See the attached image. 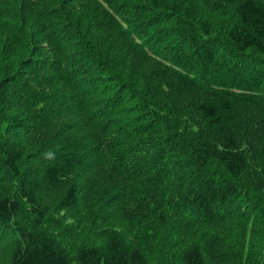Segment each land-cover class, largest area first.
<instances>
[{
    "label": "trees",
    "instance_id": "trees-1",
    "mask_svg": "<svg viewBox=\"0 0 264 264\" xmlns=\"http://www.w3.org/2000/svg\"><path fill=\"white\" fill-rule=\"evenodd\" d=\"M110 1L44 0L43 4L38 0H19L18 10L24 14L27 9L45 26L42 41L46 44L34 48L29 45L26 56H3L7 41L0 42V165L16 184L13 196H0V227L13 231L8 264H150L149 247L153 246L156 229L143 239L132 226L129 236L103 228L102 242L80 245L72 259L52 237L40 231L49 215V207L38 199L40 181L53 185L74 175L77 182L66 185L58 207H76L80 199L77 183L84 181L89 171L81 163L86 157L85 148L71 143L63 148L60 144L48 146L53 152L33 148L29 155L40 161H35L40 166L36 172L25 163L26 147H21L18 139L43 141L51 123L65 128L72 125V115L80 123L77 131L87 129L97 140L100 137L95 149L105 154L103 169L111 176L107 180L111 189L150 174L153 157L158 162L169 158L166 164L171 172L177 171L174 158L179 157L182 167L197 173L193 176L190 170L187 181L175 187L167 177L173 173L161 176L155 169L149 184H143L137 194L127 196L126 202L118 206L124 219L150 222L159 229L166 224L164 204L176 215H184L179 219L187 224L186 228L193 229L196 239L175 252L169 264H264V0H185L186 6L179 0H115L128 3L129 8L121 14ZM23 2L28 3L27 8H22ZM135 8L142 12L136 13ZM203 8L214 16L230 13L221 24L218 37L210 36V22L200 18ZM157 11L162 18L152 15ZM134 12L136 18H129ZM144 17H148L146 23L150 25L158 20L171 22L170 27L161 25L163 30L154 33L159 34L158 45L164 43L161 49L165 56L156 62L159 73L152 81L161 92L164 87L171 90L170 78L179 87L199 91L202 97L193 102L197 114L193 117L197 120L176 117L171 125L159 112L148 111L135 94L130 101L137 99L136 110L144 116L127 125L133 131L141 129L134 136H142L136 140L128 134V127L123 128L120 135L132 142L136 140L132 145L137 147L130 149L129 157L119 163L116 158L108 162L113 155L112 138L117 134L112 128L126 121L116 106L128 99L133 90L138 91L122 70L128 59L145 58L150 49L148 41L143 44L137 33L124 29L131 20L138 23ZM20 31L24 33L23 26ZM78 32L84 34L80 36ZM30 36L25 39L30 41ZM21 38L18 40L23 41ZM119 67L122 70L116 71ZM104 79L111 81L110 85L119 81L115 87L118 91L100 89ZM55 86L58 92L48 96ZM210 91L219 95L220 102L209 99ZM63 93H74L76 101L69 99L66 105H60L66 99ZM44 95L49 97V103L38 102ZM178 102L168 100L164 105L180 109ZM232 102L243 106L244 113L229 116L228 123L226 115L233 110ZM44 105L52 113L50 124L45 117L34 118V110ZM151 105L159 111L158 102ZM18 119L20 122H14ZM200 119L206 123H198ZM151 127L156 131H151ZM158 135L162 144L152 154V147L146 146ZM132 151L134 156L130 155ZM91 153L93 157L95 152ZM213 162L219 170L210 167ZM126 185L121 186L126 187L122 194L129 190ZM131 201L135 204L129 207ZM25 213L31 219L28 222L20 220Z\"/></svg>",
    "mask_w": 264,
    "mask_h": 264
},
{
    "label": "rangeland",
    "instance_id": "rangeland-1",
    "mask_svg": "<svg viewBox=\"0 0 264 264\" xmlns=\"http://www.w3.org/2000/svg\"><path fill=\"white\" fill-rule=\"evenodd\" d=\"M19 1V0H18ZM16 0H0V36L2 38L1 41H7V46L4 47L6 53L5 55H15V56H26V51L29 47V45L34 46L46 44L43 39V34L46 33L45 26L38 22L36 15H31L27 9L24 11V14L18 10V4L19 2ZM41 1L43 4L45 3L44 0H38V2ZM83 1V0H82ZM109 1V0H108ZM111 0L110 3L115 7L120 14L127 10L128 3H125L124 1H115ZM183 6H186L185 0H179ZM37 2V1H36ZM108 3V4H110ZM110 4V5H111ZM28 3H22V8H27ZM108 6V5H105ZM120 6V7H119ZM129 8V7H128ZM123 11H120V10ZM230 11V9H228ZM136 13L138 11L142 12V9L135 8ZM17 13L16 16L15 14ZM155 13V15L160 16L159 18H162V13L159 11L152 12V15ZM228 14L223 15H215L214 13H209V11L205 10L204 8L200 12V18L207 19L209 24V30H211L210 36L212 38L218 37L219 34V28L221 27V24L225 22L227 16H230V13L227 11ZM21 14V15H20ZM129 18H136L135 12L132 13V15L128 16ZM148 17H144L141 19L138 23H134L133 20H131L129 23L125 26L124 30H127L128 33H137L136 37L142 38L143 44L145 41L150 44L149 45V51L145 55V58L143 57H137L134 56L127 60V66L124 70L120 69V67L116 70H122L123 74L127 75L132 81L133 94L126 99L122 103L117 104V108L120 109L118 112L120 113L119 116L122 117V119H126V121L120 125L118 128H112V130L117 131V134L115 137L112 138L113 141V148L112 154L108 160L110 162L112 158H116L117 163H119V160L125 159L129 157L128 151L137 146L132 145L139 137L142 136V134H138V137H135L134 135L136 132L140 131L141 129H136L133 131V128L131 125L127 124H133L137 120V118L143 117L144 115L142 113H138L136 110L137 104L136 101H130L132 100V96L135 97V94H138L140 100L142 102H145L146 108L148 111H151V113H160V117L167 121L169 124L172 125V123H175V118L180 117L182 120H190L193 121L197 120V118L193 117V114H196L193 110V102L197 99L202 97V95L199 93V91H196L191 88L187 87H179L178 83L172 81L170 78V85L171 90H169V87H164L163 93L159 90L160 88L156 87L154 82L152 81L155 77V73H159V66L156 65V62L159 61V59L164 58L163 53L164 49L163 44L156 42L157 37H159V34L154 36L155 32L163 30V26H171V22H167L165 24V21H157L156 23H153V25H150V23H146ZM158 18V19H159ZM142 21H145L144 24ZM22 22H25V25H23ZM152 23V22H151ZM149 24V25H148ZM163 25V26H161ZM25 29L24 33L20 31V27ZM80 34V32H78ZM31 34L30 41L26 40L27 36ZM84 34V33H81ZM80 34V36H81ZM22 37L21 40H18ZM17 38V40H15ZM148 38V40H147ZM8 39V40H7ZM150 41V42H149ZM4 44V43H3ZM30 49V48H29ZM29 51V50H28ZM36 52V50H35ZM152 52V53H150ZM168 52V51H166ZM148 56V57H147ZM153 56V57H150ZM3 58V57H2ZM113 61H116L115 57H112ZM118 60V59H117ZM164 60V59H162ZM120 72V71H119ZM134 78V79H133ZM169 78V76H167ZM105 80V79H104ZM111 81L105 80L100 84V89H106L109 87V91H112V93L118 91L115 89V87H118L119 81L116 83H112V85L108 84ZM98 86L97 83L95 87ZM125 86V85H124ZM56 88H52L50 92L48 93V96H53L55 92L57 91ZM112 87V88H111ZM138 87V88H137ZM129 88V87H128ZM93 89V88H92ZM132 90V88H130ZM43 92H45L44 89H42ZM169 90V92H168ZM154 92V93H152ZM165 92V93H164ZM110 93V95L112 94ZM141 93V94H140ZM157 95L151 96L152 94ZM212 92H208L207 96L210 97L209 99H213V102L217 103L220 102L219 95L216 96L215 94H211ZM44 94V93H43ZM65 100H62V103L60 102V105H66L69 99H73L76 101L77 97L74 95V93H63ZM126 94L129 95V92ZM165 96V97H161ZM167 96V99H165ZM152 97V98H151ZM105 100H107V97H104ZM151 98V101H150ZM178 100V106L180 109H171L173 108L172 105H164V101H175ZM218 100V101H217ZM38 102L43 103L47 102L49 103V97L47 95H44L40 97ZM52 102V101H50ZM159 104L158 110H155L152 107V103ZM138 103V102H137ZM232 109L231 112L226 115V121L230 120L231 116H238L243 114L244 107L237 103L232 102ZM106 104L110 105V101H107ZM142 104V103H141ZM156 107L157 105L154 104ZM108 106V105H107ZM111 106V105H110ZM140 106V104H139ZM167 106V107H166ZM59 110L63 111L64 109L59 108ZM123 112V113H122ZM50 113L49 108H46L45 105L43 107L38 106L36 110H34V118H41L45 117L46 122L49 121V119L52 117ZM230 114V115H229ZM197 115V114H196ZM230 116V117H229ZM71 123L72 125H67L65 128H60L61 124L51 123V128L48 129V131L42 136L43 141H37L36 138H34L33 141H28L24 138H19L18 142L21 144V147H26L25 151V163L29 164L32 168L35 169L36 172H39L40 166H38L35 161L40 164V161L36 160L34 157H31L29 155L30 151L33 150V148L36 149H44L48 152H53L51 149L47 148L48 146H54V145H61V148H63L66 144H75L76 147H84L85 148V154L86 157L82 158V162L85 167L89 170L84 175V181L77 183V189L80 193V199L78 200V204L76 207H72L71 209H65L58 207V202L60 198L63 196L64 189L66 188V185L71 182H77L76 177L74 175H68L67 178H62L58 180V183L53 185H45L43 181H40V190L38 192V199L39 202L43 205H46L49 207V215L46 217L47 219L41 224L40 231L44 234L49 235L53 238L55 243L59 248H62L66 254L72 259L74 256V253L79 248L80 245H99L102 242L101 237V231L103 228L112 229L114 232H117L118 234L124 233V235L129 236V232L131 230V226L134 228V233L140 234L143 236V239L145 236H148V234L155 230L154 238L155 240L151 241L153 242L152 245L154 248L149 247V255L152 256L150 264H169L170 261L174 260V254L181 248H183L188 243L194 241L196 239V236L194 235L193 229L190 230L186 228L187 224H184L180 221V217H183L184 215H176L172 209H169V207H166L165 204L163 205L164 209V215L166 217V224L162 228L155 227V225H152L150 222H145L143 224L139 223L135 220H127L124 219L120 215V211L118 210L119 203L126 202L127 196L133 197L134 194H137L139 192L140 187L143 184L148 185L149 184V178L151 174H155L153 172L159 171L162 176L163 174L167 173H173L172 175L167 174V177H169V181H173V185L176 187L179 183H185L188 178H186L187 173H190V170L193 173V176H197V173L194 172V170L190 168L182 167L181 160H179V157L174 158V162L176 165V170L171 172L167 166V160L169 158L163 159L162 162H158V159L156 157H153L152 161L154 164V169H152L151 173H146L143 177L139 179V181L135 182H129L127 185L126 183L124 185L129 186V190L125 193L124 185H120V187H117L116 189H111V185L107 183V180L111 177L110 175H107L103 169V157L105 154L103 152H100L97 148L95 149V146L99 147L98 143H100V137L99 140L97 138H94V135L89 132V130L81 129L80 131H77L78 126L80 123L78 122V118L71 116ZM198 123H206L202 119L199 120ZM14 122H20L18 121ZM187 123V121H186ZM229 123V121H228ZM47 124V123H46ZM50 124V121L48 122ZM149 124V123H148ZM191 124V123H190ZM190 124H187L190 126ZM206 125L208 127V124H202ZM72 126V127H70ZM101 125H99L100 128ZM129 129L130 131L126 130L125 132H128L129 135L133 134V137H135L136 140L134 142L130 141V139L127 137H123L120 135L123 128ZM101 129V128H100ZM144 129V128H143ZM152 127L150 130L152 131ZM156 131L155 129H153ZM121 131V132H120ZM123 133V132H122ZM141 133V132H140ZM178 133H180V130H178ZM88 136L93 138L90 140ZM97 137V136H96ZM159 135L154 140H150L147 144V148H151L149 150L150 152L155 151V149L159 148L162 144L161 139H159ZM188 140V139H187ZM186 140V141H187ZM42 142V143H41ZM30 143H33L31 147L28 145ZM143 144V143H142ZM177 144V141L174 143ZM41 146V147H40ZM45 146V147H44ZM94 146V147H93ZM143 145L139 146L140 150ZM178 146V145H176ZM146 147H143L145 149ZM94 148V149H93ZM28 149V151H27ZM98 150V151H97ZM92 151L95 152L94 156L92 157ZM26 152H28L26 154ZM97 152V153H96ZM150 152L149 155H150ZM47 153V152H46ZM133 153V151H132ZM180 154V153H179ZM131 156H134L135 154H130ZM89 157V158H88ZM187 157V156H186ZM185 157V160H186ZM148 159V157L145 158V160ZM142 162V160L140 161ZM142 164H145L142 162ZM211 168L214 170H219L218 166L213 163L210 165ZM204 171V170H203ZM221 171V170H220ZM180 172H183V174L180 175ZM79 175V173H78ZM106 175V176H105ZM66 181V183H65ZM179 181V182H178ZM123 186V187H121ZM150 186V185H149ZM171 187V186H170ZM16 188L15 182L11 179V177L5 173L0 165V196L2 195H14V191ZM174 188V187H172ZM133 200V199H132ZM135 204V203H134ZM132 204V201L129 204ZM28 215L25 213L22 215L20 220H24L28 222L31 220L27 217ZM146 225V228L144 225ZM210 230V229H207ZM200 231V230H199ZM202 233L208 234V231L206 229L201 230ZM13 231L10 228H4L0 227V264H8V254L10 249V242L9 239L12 236ZM143 233V234H142ZM197 237H201L198 236ZM204 238V237H201ZM149 246V245H148ZM151 250V252H150ZM154 256V257H153ZM168 258V259H167Z\"/></svg>",
    "mask_w": 264,
    "mask_h": 264
}]
</instances>
